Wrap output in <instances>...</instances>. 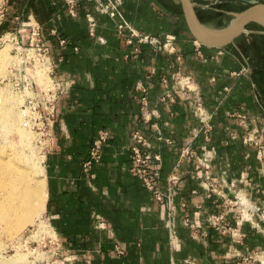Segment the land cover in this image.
<instances>
[{
  "label": "crops",
  "instance_id": "obj_1",
  "mask_svg": "<svg viewBox=\"0 0 264 264\" xmlns=\"http://www.w3.org/2000/svg\"><path fill=\"white\" fill-rule=\"evenodd\" d=\"M224 1L244 5L238 11L250 5L193 0ZM28 22L41 26L54 78L66 85L49 127L44 220L63 250L78 254L73 264H239L253 253L243 264H264V173L246 142L250 130L263 132L264 143V26L252 22L214 47L191 34L180 0H124L115 16L95 0H76L75 15L65 0H5L0 34L18 29L27 40ZM132 31L173 35L174 51L139 42ZM179 72L191 76L212 114L209 138L198 130L194 92L175 84ZM136 129L162 155L163 188L179 177L173 227L136 174ZM101 130L110 137L87 176L83 163ZM193 140L200 156L212 151L208 166L181 157Z\"/></svg>",
  "mask_w": 264,
  "mask_h": 264
},
{
  "label": "built area",
  "instance_id": "obj_2",
  "mask_svg": "<svg viewBox=\"0 0 264 264\" xmlns=\"http://www.w3.org/2000/svg\"><path fill=\"white\" fill-rule=\"evenodd\" d=\"M98 7L104 12L115 16L120 15V6L123 4L124 0H95ZM68 5L69 12L73 15L76 14V0H65ZM92 25H94V19L90 17ZM23 25L29 26L28 39H24L19 31L7 32L5 35L0 37L1 40L9 35L10 41L14 43V50L21 51L23 56H25V63L29 64L27 69H33L34 67H41V69L47 70V75H49L50 83L43 85L40 84L35 79L34 76L28 74L25 76L23 87V104L21 109L23 111V118L27 127L36 126L37 121H41L43 125L48 128V134L51 136L49 127L53 123V118L55 115V110L57 102L61 97V94L65 92L66 85L64 81L56 80L53 75V62L51 58V48L48 46L44 40L42 29L39 24L34 23H23ZM133 34L138 38L139 42H144L150 44L156 50H169L174 51L173 40L174 36L170 35L165 39L159 36L135 33ZM5 42V41H4ZM66 41L61 40L64 44ZM47 66V67H46ZM18 69V68H17ZM175 84L179 88L184 90H191L194 92V97L191 99V108L193 113L200 119L201 125L199 126V131L204 132L206 137L209 138V132L211 130V118L212 114L208 111L205 102L203 100L202 94L198 88L194 87L193 80L189 75H183L180 72L175 76ZM226 90H229L227 87ZM144 105L146 101L144 98ZM241 122L246 126V116L238 115ZM249 129V128H248ZM109 132L101 130L97 138L92 142L87 159L83 163V170L85 175L93 176L92 168L95 162L100 161L102 157V149L106 142L109 140ZM50 138V137H49ZM132 143L130 145V157L135 162L136 174L141 179L143 184L148 190L151 191L153 198L168 208L167 216L170 219L169 225L173 227L172 218L173 211L175 209L174 198L177 194V184L179 177L173 174L169 177L167 185L163 188L161 184V172L160 168L163 163V158L160 152H155L151 150V145L140 129H136L133 132ZM246 142L253 146L257 150V155L262 163V172L264 173V143H263V132H247ZM206 150V148H205ZM181 157L187 159H196L199 165L208 166L207 161L211 158L212 151H208L206 156H200L197 149L194 146V140L184 144L181 149ZM264 218V211L262 212ZM215 222L221 225L223 232H226L228 227L221 223L220 216H213ZM38 230V225H32L28 228V231L23 235L19 244H26L27 248L31 249L33 253L30 255L33 260L30 264H73L78 258L77 253L65 252L61 248L57 238L46 236L42 241V246L32 247L37 241L35 235ZM51 244V245H48ZM115 251L117 255H124V248L117 244L115 246ZM241 255L240 253L237 254ZM255 260V254L242 255V260L239 264L251 262ZM185 264H198L196 260L189 259L185 261Z\"/></svg>",
  "mask_w": 264,
  "mask_h": 264
},
{
  "label": "rangeland",
  "instance_id": "obj_3",
  "mask_svg": "<svg viewBox=\"0 0 264 264\" xmlns=\"http://www.w3.org/2000/svg\"><path fill=\"white\" fill-rule=\"evenodd\" d=\"M5 0H0V14L1 10L3 9ZM224 2L221 3H207V5L202 6H196V10L198 15L200 16V19L206 23L209 26L212 27H224L225 24L223 22V18L227 17L228 19L231 18L230 15H228V12L230 11H238L237 8H243L244 5L238 3V2H230L226 5H224ZM227 5H231V7H234L236 10H231V7H227ZM223 6V7H222ZM252 26H255L252 24ZM262 26V25H261ZM13 30L14 32L17 31ZM11 32V31H7ZM7 32H4L0 34V37L2 35H5ZM9 35H6L1 40L0 45V53L7 54L4 61L0 60V89H3V93L5 94H11L17 99V106L15 107V110L17 113H20L21 105L23 104L24 96H23V87L22 84L24 83L25 76L28 74L32 75L37 78L38 81H41L39 69L41 67H34L33 69H27V66H30L29 64L25 63V56H23V53L21 51L14 50V43L11 42ZM5 41V42H4ZM47 67V66H46ZM18 68V69H17ZM43 70V69H42ZM47 71V70H46ZM37 74V75H36ZM39 74V75H38ZM51 79V78H50ZM49 75L47 77V82H43L44 85L50 83ZM42 83V81L40 82ZM42 83V84H43ZM46 83V84H45ZM4 94V95H5ZM23 117H21L22 119ZM38 123L36 126H32L30 129L31 132V142L32 146L26 144L25 142H20V135L17 131L13 130L12 128H8L7 126L3 125L0 122V157H1V164H5L4 159L8 156L12 155L14 153L20 152L23 157V161L30 167V170L28 172H32V181L34 183L37 182V180H40L41 174L39 172L36 173V170L34 168L35 165H33L34 161L45 168V158H46V152L49 146V134H48V128L46 125H43L41 121H37ZM43 158H42V157ZM4 158V159H3ZM41 158V160H39ZM39 161V162H38ZM22 162V164H24ZM35 170V171H34ZM45 179L42 180L43 185V207H45L46 202V175L44 176ZM36 180V181H35ZM45 186V188H44ZM45 209V208H44ZM42 212L38 213L33 218V221L27 223L25 226H23L19 232H17L14 235H10L8 230L10 229V225H8L5 228H2V223L0 224V264H4L3 261H5L6 264H30L31 260L33 258L30 257L31 249L27 248L26 244L22 245V243H18L20 238L26 234L28 231V228H31L32 225H35L36 223H43L45 222L44 216H45V210H41ZM46 223V222H45ZM47 228V227H46ZM54 231V230H53ZM55 232V231H54ZM46 234L40 233V235H37L35 239L37 240L32 247L42 246V241ZM57 238V235L50 236ZM58 240V238H57ZM59 242V240H58ZM60 244V242H59ZM51 245V244H48ZM61 248H63L61 246ZM24 253L25 256L24 259L12 261L13 259L10 258V256L16 254V253ZM30 253V254H29ZM18 257V256H17ZM11 262V263H10Z\"/></svg>",
  "mask_w": 264,
  "mask_h": 264
},
{
  "label": "bare ground",
  "instance_id": "obj_4",
  "mask_svg": "<svg viewBox=\"0 0 264 264\" xmlns=\"http://www.w3.org/2000/svg\"><path fill=\"white\" fill-rule=\"evenodd\" d=\"M6 55L0 53V60L4 61ZM39 74L42 83L45 82L48 77L46 69H39ZM41 81L38 82L40 83ZM2 91L3 89H0V122L10 129L14 125L13 130L17 131L20 135L19 141L32 146L30 127H27L24 118L21 119L23 111L21 109L20 113H17L15 110L17 99L13 95L5 94ZM22 162L24 161L20 152L5 158L3 162L5 164H1L0 161V224L2 223V228L12 224L8 230L10 235L19 232L23 226L33 221V218L37 217L36 215L39 212H42L41 210H45V207H43V196H45L43 195L44 184L42 183L46 175L45 168L39 166L40 163L37 164L34 161L33 165H35L36 173L39 172L41 174L40 180L34 183V180L32 181V172H28L30 167L27 165V162H24V164ZM36 224L38 225V230L35 238L40 233L46 234L45 236L55 235V232L47 223ZM29 252L33 253V251ZM23 254L18 251V253L10 256V258L13 259L12 261L21 260L25 257ZM3 262L6 264L5 261Z\"/></svg>",
  "mask_w": 264,
  "mask_h": 264
},
{
  "label": "water",
  "instance_id": "obj_5",
  "mask_svg": "<svg viewBox=\"0 0 264 264\" xmlns=\"http://www.w3.org/2000/svg\"><path fill=\"white\" fill-rule=\"evenodd\" d=\"M250 5L241 11H230L223 18L224 27H212L199 17L193 0H180L184 18L191 34L202 44L224 47L246 30L248 24L256 22L264 26V2L246 0Z\"/></svg>",
  "mask_w": 264,
  "mask_h": 264
},
{
  "label": "trees",
  "instance_id": "obj_6",
  "mask_svg": "<svg viewBox=\"0 0 264 264\" xmlns=\"http://www.w3.org/2000/svg\"><path fill=\"white\" fill-rule=\"evenodd\" d=\"M226 5V4H225ZM227 7H231V5H227ZM231 10H236V9H234V7H231ZM200 17V16H199Z\"/></svg>",
  "mask_w": 264,
  "mask_h": 264
}]
</instances>
